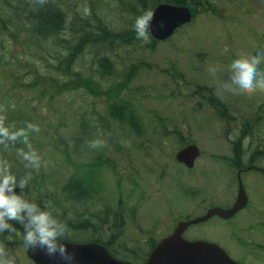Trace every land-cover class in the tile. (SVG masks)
I'll use <instances>...</instances> for the list:
<instances>
[{
    "label": "rangeland",
    "instance_id": "1",
    "mask_svg": "<svg viewBox=\"0 0 264 264\" xmlns=\"http://www.w3.org/2000/svg\"><path fill=\"white\" fill-rule=\"evenodd\" d=\"M214 6L213 13H199L193 23L171 38L157 42L152 49L146 47L148 42H142L120 50L129 63L143 67L125 90V101L136 128L126 120L118 122L108 116L105 98L86 99L43 82L30 87L29 74L13 94L10 83L0 85L2 122L17 128L32 123L39 128L38 132L29 133L28 139L42 158L49 189H53L55 179L63 180L62 184L71 175L81 173V165L96 156L108 162L89 172V184L97 189L89 201L91 206L106 205L111 215L119 213L125 221V230L119 227L113 228V232L124 239L117 242L120 245L129 238L137 240L129 247L140 255L134 260L128 257L131 264L142 263L146 241L170 233L177 222L202 217L212 207L230 205L237 193L238 180L245 189L247 207L229 221L212 217L190 226L187 235L223 245L246 243L253 238L264 246V174L260 171L264 169V154L254 156L257 149L264 150V91L239 96L222 88L228 80L223 69L233 58L264 54V0H219ZM7 48L13 57L28 52L14 43ZM36 59L39 60L35 55L24 56L21 72L36 68ZM85 60L84 71L90 68ZM41 62L48 66L44 60ZM214 64L220 66L215 75L208 72V67ZM37 67L39 74H44L41 65ZM259 68L264 71V63ZM197 89L201 91L199 94L194 93ZM209 94L224 103L217 107V114L208 104ZM90 109L102 118L96 125L106 126L95 128L92 151L86 150L87 155L79 156L76 152L79 146L74 147L73 141L80 136V120L83 117L89 120ZM48 123L54 124L53 132L57 131L64 142L45 135ZM93 124H86L88 130ZM180 137L200 150L193 169L174 161V154L182 145ZM241 137L242 148L247 152L243 165L250 162L244 171L232 165L235 157L232 142ZM78 141L82 145L87 137ZM14 145L25 147L22 142ZM14 145H0V160L6 159L11 170L17 172ZM65 156L75 166L66 163ZM20 241L21 238H14L0 245L18 256L17 264H30ZM256 247L247 250L259 254ZM254 261L253 264H258Z\"/></svg>",
    "mask_w": 264,
    "mask_h": 264
},
{
    "label": "trees",
    "instance_id": "2",
    "mask_svg": "<svg viewBox=\"0 0 264 264\" xmlns=\"http://www.w3.org/2000/svg\"><path fill=\"white\" fill-rule=\"evenodd\" d=\"M26 1L0 0V85L10 83L13 94L14 90L25 82V78L29 74L30 84H32L27 86L30 87L40 86L43 82L52 87H63L68 93L73 91L75 95L83 96L86 99L105 98L108 116L118 122L126 120L132 128H136L130 107L125 101V90L143 67L140 64L135 67L132 62L129 63L126 60L125 56L120 55L122 50L142 43L135 38L131 29L133 19L145 10H153L160 3H168L188 7L192 12L191 24L199 13H213L215 2L219 0ZM11 43L27 48L28 52L22 53L19 57L11 56V51L7 48ZM156 43L151 39L146 47L152 49ZM27 54L38 57L39 60L36 59L34 62L37 69L30 68L29 71L21 72V67L25 63L23 59ZM9 55L10 58H7ZM85 58H87L90 68H86L84 71ZM43 60L49 67L42 65L41 61ZM37 64L41 65L44 74H39L40 68L37 67ZM47 68L50 70L45 74ZM3 89L1 88V90ZM200 92L197 89L194 93L199 94ZM207 101L216 114L217 107L224 106L220 98L210 94ZM92 114L96 116H92ZM89 115L91 116L88 121L85 117L80 120V136L73 141L74 147L79 146L78 151L74 150L79 156L84 153L87 155L86 150L90 151L91 146L95 144V128L106 126L96 125L99 121L101 122L102 118L93 109H90ZM88 122H95L88 126L89 130L86 127ZM53 125V123L45 124V135L50 140H56L54 139L56 136L58 142H64L57 136V131L53 132L55 130ZM246 129L247 126L241 131L242 134ZM164 132L167 133L166 130ZM170 133L177 134L176 131ZM82 136H86L88 141L84 142L83 146L78 141L82 139ZM179 141L182 144L181 147L188 144L184 143L181 137ZM242 142L243 137L232 142L235 153L232 165L235 169L244 171L248 168L247 165H243L245 163L243 159L247 152L243 150ZM17 148L21 147L14 145L15 166L19 167L15 173L18 176L31 175L30 186L25 189L26 194L30 198L50 205L54 213L67 224L69 238L72 242H100L110 250L113 257L128 264H131L127 261L128 257H131L132 260L137 258L132 254L128 255L126 259L112 249L115 239L118 238L114 236L113 228L118 229L122 225L120 214L112 213L111 215L109 209L105 207L106 205L103 206L101 203L91 206L90 201L96 195L97 189L89 184V172L101 164H108L107 161L96 156L90 163L81 165V173L71 175L62 184L63 180L55 179L51 184L53 189H49L43 162L38 170L26 168L25 163L16 156ZM62 151L67 155L65 149ZM65 158L67 159L66 163L75 166L69 156H65ZM260 171L264 174V169H260ZM87 205H90L88 206L90 211L87 209ZM14 238H21L20 234L0 235V243ZM131 252H135V250H131Z\"/></svg>",
    "mask_w": 264,
    "mask_h": 264
},
{
    "label": "clouds",
    "instance_id": "3",
    "mask_svg": "<svg viewBox=\"0 0 264 264\" xmlns=\"http://www.w3.org/2000/svg\"><path fill=\"white\" fill-rule=\"evenodd\" d=\"M152 10L137 15L131 24L135 38L142 42L152 39ZM162 26V24H161ZM264 63V54L257 53L248 58H233L223 69L228 80L222 85L224 91L244 96L257 90L264 91V71L259 65ZM219 65H210L208 72L215 75ZM38 126L28 123L24 127L6 125L0 118V145L8 147L22 142L25 147L16 149V156L25 163V167L38 170L42 164L40 154L29 143V133L38 132ZM31 175L18 176L11 170L6 159L0 160V235L20 234L25 248L41 251L55 264H79L68 234L67 224L61 220L50 205L30 198L25 189L29 188ZM19 189V191H17ZM18 256L0 245V264H17Z\"/></svg>",
    "mask_w": 264,
    "mask_h": 264
},
{
    "label": "water",
    "instance_id": "4",
    "mask_svg": "<svg viewBox=\"0 0 264 264\" xmlns=\"http://www.w3.org/2000/svg\"><path fill=\"white\" fill-rule=\"evenodd\" d=\"M152 11V38L158 41L168 39L192 19L191 10L186 6L160 3ZM199 153L198 147L190 144L179 150L175 159L187 168H192ZM246 203L243 185L238 180L236 200L230 208H213L202 217L178 223L172 234L154 247L145 264H238L217 244L204 240L188 241L182 237V233L189 225L206 221L212 216L230 218L242 210ZM68 246L70 251L75 253L79 264H124L113 258L107 249L97 242L72 243ZM28 256L34 264H55L53 258L47 257L41 251L28 250Z\"/></svg>",
    "mask_w": 264,
    "mask_h": 264
},
{
    "label": "flooded vegetation",
    "instance_id": "5",
    "mask_svg": "<svg viewBox=\"0 0 264 264\" xmlns=\"http://www.w3.org/2000/svg\"><path fill=\"white\" fill-rule=\"evenodd\" d=\"M256 153L254 154V156H258L259 154H264V150H262L261 148L257 149L255 151ZM248 168L250 167V162L247 166ZM240 171V170H238ZM234 200H235V197H234ZM233 200V202H234ZM247 205H248V198H247ZM246 205V207H247ZM228 205H226L225 207H227ZM245 207V208H246ZM244 208V209H245ZM124 223L125 221L122 220V225H121V229L122 230H125V226H124ZM178 223V222H177ZM176 223V224H177ZM175 224V226H176ZM175 226L172 228V231L174 230ZM191 227L188 226L186 228V230L183 232V237L185 239H188V240H195V238H192V237H189L187 235V230L189 231ZM171 231V232H172ZM170 232V233H171ZM169 234V233H168ZM166 234V235H168ZM164 236H162L160 239L158 240H154V239H149V241H146L145 242V249H146V252H145V256H144V261L147 259L149 253L152 251V249L155 247V245L163 238ZM131 239V240H130ZM22 240V239H21ZM119 240H124L122 239L121 237H118L117 239H115L114 241V244L112 247L113 251L121 256H123L124 258L127 259L128 255H132L134 254L133 257H138V254H136L135 252H131V249H130V245H133L135 242H137V240H132V238H129L128 241L125 243V244H121L120 243H117ZM8 241V240H7ZM7 241H4V243H6ZM21 244L24 246L23 244V241H20ZM235 242V241H234ZM217 244H219L225 251L226 253L228 254V256L233 259L235 262L239 263V264H253L255 263L254 260H256V262L259 264H264V246H262L260 243H255L254 242V239L253 238H248L247 239V242L246 243H233L231 245H227V244H222V243H218V242H215ZM0 244H3V243H0ZM104 245V244H102ZM255 245H257V250H258V253L259 254H253L251 252H249L247 250V248H250V247H254L255 248ZM105 246V245H104ZM25 247V246H24ZM106 247V246H105ZM107 248V247H106ZM129 248V250H128ZM27 250V248H25ZM108 249V248H107ZM108 251L110 252V250L108 249ZM148 251V252H147ZM255 252V251H254ZM111 253V252H110ZM26 254V253H25ZM27 257V256H26ZM30 261V264H33V262L29 259Z\"/></svg>",
    "mask_w": 264,
    "mask_h": 264
}]
</instances>
